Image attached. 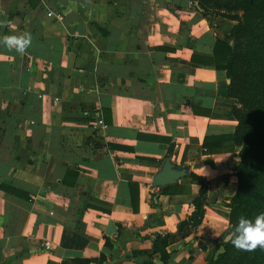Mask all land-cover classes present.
I'll list each match as a JSON object with an SVG mask.
<instances>
[{"label": "crops", "instance_id": "obj_1", "mask_svg": "<svg viewBox=\"0 0 264 264\" xmlns=\"http://www.w3.org/2000/svg\"><path fill=\"white\" fill-rule=\"evenodd\" d=\"M216 9L0 0V37L32 35L25 55L0 45V264H211L223 250L239 147L216 137L234 132L237 99L225 70L193 58L237 22ZM167 156L187 173L155 200ZM190 172L207 183L196 224L182 223L199 189Z\"/></svg>", "mask_w": 264, "mask_h": 264}, {"label": "trees", "instance_id": "obj_2", "mask_svg": "<svg viewBox=\"0 0 264 264\" xmlns=\"http://www.w3.org/2000/svg\"><path fill=\"white\" fill-rule=\"evenodd\" d=\"M220 7L219 0H198V9L205 14L209 3ZM231 14L222 13L237 22L228 36L217 38L212 56L193 57L199 63L225 70L229 79L227 94L237 99L232 107V114L237 119L231 135H219L223 140L231 138L239 147L236 165V193L226 217L232 232L241 216L249 219L264 213V0H234L232 4L225 1ZM240 10V13L238 12ZM251 38L243 43L245 38ZM109 121V120H107ZM211 137L205 136L202 145L207 150ZM108 147L118 146L107 143ZM172 145H169L168 153ZM193 181L199 183L196 197L193 199L195 209L187 221L196 224L202 215L207 187L203 176L190 172ZM177 185L164 186L163 193H172ZM130 203L133 212L138 210V184L129 182ZM243 196V197H242ZM224 251L220 255V264H264V249L253 252L237 250L231 242L223 241ZM93 258L75 257L63 259L62 264H88Z\"/></svg>", "mask_w": 264, "mask_h": 264}, {"label": "clouds", "instance_id": "obj_3", "mask_svg": "<svg viewBox=\"0 0 264 264\" xmlns=\"http://www.w3.org/2000/svg\"><path fill=\"white\" fill-rule=\"evenodd\" d=\"M9 25V21H0V27ZM0 45L9 51L25 55L32 46V35L30 32L20 35H5L0 37ZM226 239L240 251L253 252L258 248L264 249V213L257 215L254 220L241 216L234 230L229 233Z\"/></svg>", "mask_w": 264, "mask_h": 264}, {"label": "water", "instance_id": "obj_4", "mask_svg": "<svg viewBox=\"0 0 264 264\" xmlns=\"http://www.w3.org/2000/svg\"><path fill=\"white\" fill-rule=\"evenodd\" d=\"M195 4L198 5V0H195ZM238 151L239 150H237V153ZM186 173H187V169L185 166H182L180 164L171 161L170 157L167 156L162 162L160 168L153 174L152 177L151 183L157 186V191L154 199L156 200L157 195L163 192L164 186L168 184L177 183L181 177L186 175ZM229 233L231 232H228L225 235L224 241H228L226 237L229 236Z\"/></svg>", "mask_w": 264, "mask_h": 264}, {"label": "rangeland", "instance_id": "obj_5", "mask_svg": "<svg viewBox=\"0 0 264 264\" xmlns=\"http://www.w3.org/2000/svg\"><path fill=\"white\" fill-rule=\"evenodd\" d=\"M219 1H220V4H222V6L217 7L216 11L221 12V13H228V14H231L232 12L230 11L229 8H227V6H225V3H224V2H225V1H228V3L232 4V2H233L234 0H219ZM238 12H240V10H239ZM249 40H251V38L247 37V38L244 39V42H243V43L246 44V43L249 42ZM236 169H237V168H235V174H236ZM190 179H192V178L190 177ZM236 186H237V179H236V181H235L234 184H233V190H234V192L230 195V198H229V200L227 201L228 204H230V203L232 202L231 197L235 196V193H236ZM242 197H243V196H242ZM223 201H225V200L223 199ZM225 202H226V201H225ZM228 204H227V205H228ZM228 206H229V205H228ZM222 245H223V244H222ZM222 248H223V250H222L219 254H217L216 257H214V258L212 259L211 264H220V263H219V258H220V255L222 254V252L224 251V246H222Z\"/></svg>", "mask_w": 264, "mask_h": 264}, {"label": "built area", "instance_id": "obj_6", "mask_svg": "<svg viewBox=\"0 0 264 264\" xmlns=\"http://www.w3.org/2000/svg\"><path fill=\"white\" fill-rule=\"evenodd\" d=\"M97 122L99 123V124H102L103 123V120L100 118V117H98L97 118ZM48 245V243L46 242V246Z\"/></svg>", "mask_w": 264, "mask_h": 264}]
</instances>
